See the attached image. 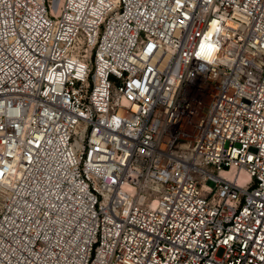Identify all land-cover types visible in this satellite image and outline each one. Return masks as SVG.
I'll return each mask as SVG.
<instances>
[{
	"label": "built area",
	"instance_id": "obj_1",
	"mask_svg": "<svg viewBox=\"0 0 264 264\" xmlns=\"http://www.w3.org/2000/svg\"><path fill=\"white\" fill-rule=\"evenodd\" d=\"M0 264H264V0H0Z\"/></svg>",
	"mask_w": 264,
	"mask_h": 264
}]
</instances>
